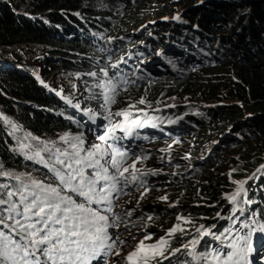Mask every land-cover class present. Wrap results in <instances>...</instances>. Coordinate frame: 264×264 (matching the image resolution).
Here are the masks:
<instances>
[{"label": "trees", "instance_id": "obj_1", "mask_svg": "<svg viewBox=\"0 0 264 264\" xmlns=\"http://www.w3.org/2000/svg\"><path fill=\"white\" fill-rule=\"evenodd\" d=\"M153 1L155 4L150 6L165 5H160L162 0ZM134 2L140 4L138 0H0V48H3L0 52V163L6 164L5 169L30 168L34 166L32 160L37 158L29 155L23 147H19L18 131L7 119L16 121L23 130L35 137L54 136L64 129L77 130L87 126L81 115L74 111L67 101H62L47 85L41 83L33 74H29L24 69L25 66L19 60H14L7 50L24 44L45 46L47 52L43 57L50 64L52 74H79L83 82L90 86V95L106 94L109 92L106 91L107 85L97 82L101 78V71L123 74L126 66L141 56L145 57L146 53H155L158 57L172 48L176 30L172 29L167 33L165 29L161 31L158 24L166 21V18L172 19L175 14L167 15L163 11L155 10L150 13L151 20H143L134 13ZM210 4L209 14H205L206 6L191 7V10L183 11L181 17H187L190 22L186 21L179 31L182 33L188 29L186 31L190 34L187 33L186 37L184 32L188 43H181L180 40L178 42L181 43L182 49L188 47L191 44L189 41L195 40L192 39L195 35L193 33L196 32L193 30L197 27L203 37L207 33L208 37L217 40L216 46L204 38L206 47L203 51L206 55L202 63L198 60L186 62L175 53H170L171 51L168 52L167 59L177 70V77L184 78L183 82H178L182 88L189 87V84L195 85V82L190 80L192 76L185 74L189 73L192 66L199 65H204L205 69H216L220 73V86L218 89H212L209 81H203L205 86L199 89L198 95L207 99L209 105L195 108L183 105L165 115L176 118L191 111L201 130V139H198V134L191 137L202 141L206 151L218 141L214 150L196 167L201 168L203 164L214 162L218 149L225 148L229 151L236 148L245 152L249 143L253 145V152L246 161L251 164L245 166L251 171L245 170L243 175L232 172L233 177L246 179L245 191L239 197L238 204L223 205L222 211V208L208 210L209 205L189 209L191 218L200 219L205 225L218 224L214 228L217 236H224L221 234L225 233L227 226L241 228L242 235H245L249 228L243 225L251 226V222L258 226L264 225V169L260 168V172L252 174L256 167L264 165V0H213ZM187 5L189 2L183 5V10L187 9ZM138 24L146 26L142 27V31H137ZM150 25L152 27H147ZM239 29L241 30L238 31ZM150 33L154 34L152 42L145 40L141 48L132 46L134 43L131 39L142 36L147 39ZM127 41L132 43L130 47L126 46ZM129 51L130 55L127 56ZM122 55H125L124 63L120 65L118 57ZM140 64L143 68L137 74L138 81L142 83L153 79L154 74L146 70V61ZM210 64L213 66L208 68ZM154 80L159 87L166 82L165 78ZM125 82L124 77L118 78L116 75L107 80L111 89L123 86ZM93 100L99 103V100ZM132 117L135 120L141 118L135 115ZM109 126L112 125H107ZM193 129H188L189 133L192 134ZM171 131L164 129L161 133H155V137L164 134L170 136ZM149 134L152 135V131ZM186 149L190 157L194 158L195 148L188 145ZM49 163V167L46 164L47 169L53 167L55 159L50 157ZM55 167L59 169L60 165L55 164ZM38 173L56 181L54 173L50 170H47V173ZM201 173H205L204 169ZM250 176L253 178L249 179ZM228 182L226 180L223 184ZM0 183L14 185L17 181L0 176ZM217 193L220 192L207 191L203 200L215 203L213 199L220 200ZM218 212L223 218H212ZM219 221L220 223H216ZM199 237V234L193 237L185 235V241L178 243L188 244L191 239L199 240ZM216 240L214 236L208 237L202 251H208L211 248L208 244ZM213 248H216V245ZM231 251L232 249L229 252ZM222 252L224 250L219 252L220 257H226L229 253L222 255ZM214 255L209 257L216 263L212 258ZM247 260L249 264L252 263V260Z\"/></svg>", "mask_w": 264, "mask_h": 264}, {"label": "rangeland", "instance_id": "obj_2", "mask_svg": "<svg viewBox=\"0 0 264 264\" xmlns=\"http://www.w3.org/2000/svg\"><path fill=\"white\" fill-rule=\"evenodd\" d=\"M138 2L140 4L134 2L132 7L134 13L142 17L143 20H151L150 13L155 10L163 11L167 15L168 13L175 14L172 19L166 18V21L163 20L162 23L158 24L161 26V31L165 29L167 33H170L172 29H179L183 22H190L187 17H181L185 10H191V7L194 8L196 6H206L207 10L205 9V14H209L211 12L210 3L213 0H180V2L162 0L160 5H165L158 7L150 6V4H155L153 0H138ZM188 2L187 9L183 10V5ZM175 17H179V19ZM176 21L180 23H175ZM136 26L139 28H137V31H142V27L146 25L138 24ZM147 27H152V25ZM153 36L154 34L150 33V39L149 37L145 39L142 36L130 41L134 43L133 47L141 48L145 40L152 42ZM204 38L209 40L210 44L214 43L213 46H216L217 40L208 37L207 33L204 34ZM132 43L127 41L125 44L130 47ZM2 50L3 48H0V52ZM7 51L14 60H19L25 66L24 69L29 74L36 76L41 83L48 86L51 92L62 98V101H67L72 109L81 115L87 126L77 130L64 129V131L54 136L35 137L27 133L25 129L23 130L21 125L16 123V121L11 118L7 119L8 123L12 124L18 131L17 134L20 138L17 144L19 147H23L28 151L29 155L37 158L36 160H32L34 166L30 168H14L9 170L5 169L6 164L0 163V170L12 173L13 176L24 177L25 179L31 177L45 181L46 183L55 184L58 182L50 180L47 176L44 177L38 172L47 173V170H50L47 169L51 164L49 163L50 157L53 159L56 157L65 159L66 156L63 154L70 155L73 152L72 144L78 145L80 159L83 160V164L80 167L83 168L86 177H91L94 171L93 168L87 167V164L99 159L100 164L104 165L105 161L110 159V156L101 158L99 154L92 157L91 160L85 159L88 153L96 152V149L93 147L94 145H100L101 152L109 154H114L113 148L127 153L123 158L116 157L120 161V172L124 168H128V172L124 173L127 180L119 178V173L110 164L106 165L108 167V174H115L118 182H116L117 190L112 192L110 196L112 211H101V214L108 216L109 224H115V226L109 227L107 230L111 237L107 243L112 244L113 240L116 243L110 250L105 247L104 251L108 254L93 260L91 264H128L125 257L136 249L137 244L144 239L145 235L151 234V239L145 240V244L155 243L161 237L166 236L168 230L177 224L185 229V231H177L172 237L167 238L169 239V251L177 248L181 249V251L169 256V259L163 260V264H223L225 256H222L220 261L215 260L217 261L216 263L212 262L210 257L205 261L194 259V256L215 254L213 256L215 257L221 250H224L222 252L224 254L222 255H226L232 249L229 247L230 243L236 237L243 236L241 228L235 229L227 226L226 228L231 230L230 234L224 233V236L220 239L213 241L215 244L213 242L209 243L208 245L211 248L208 251H202V246L207 238H210L212 235L204 236L203 238L199 237L200 243L195 246L193 255H188V250L183 247L185 244H180L178 241L184 242L185 235L193 237L199 234L196 230L201 225L207 228L212 226L203 224V221L200 219L191 218L192 216L189 212L191 207L198 209L201 206L209 205L210 208L208 210L222 208V211L223 205L230 203L227 197L237 190L238 184L235 182L246 181V179L242 180L239 177H233L232 172L234 171L243 175V171L249 170L245 166L248 164L246 162L247 159H249L253 152V145L249 143L245 152H242V149L236 148H232L229 151L225 148L218 149L214 162L203 164L201 168L196 167L198 163L205 160L209 153L214 150L218 141H215V145L206 151L202 141L191 137L193 134H198V139H201V135H199L201 130L197 123H195L196 118L190 113L191 111L184 113L183 117L179 115L176 118H171L165 115L168 111L183 105H191L194 108L196 106L203 107L209 105L207 99H202L198 95V91L205 86L203 81H209L210 83L208 84L212 89L219 88L220 78L218 76L220 73L216 69H205L204 65L192 66L189 73L185 75L190 74L192 76L190 80L194 81L195 85L189 84V87L185 89L178 84V82H183L184 78L177 77L175 73L163 74L162 77H153L149 81L146 80L140 83L137 78V74L143 68L140 62L146 61V70L148 72H150L147 68L148 66L159 70L161 63L164 62L163 59L162 61L159 59L162 54H159L157 57L155 53L148 52L145 57L141 56L138 60L132 61L129 66H126L123 74L107 70L101 71V78L97 82L106 84V91L109 90V92L100 96H92L90 95V86L83 82L79 74L66 72L52 74L53 71H50V64L43 57L47 52L45 46L24 44L22 46L11 47ZM183 51V58L187 60L186 62L196 60V52L192 51V47H186ZM128 55H130V51L127 52ZM124 56L118 57L120 65L124 63ZM155 58L159 61L153 60ZM211 66L213 64H210L208 68H211ZM170 70L169 66L166 67V71ZM105 72H107V75H105ZM114 75L118 78L124 77L126 82L123 86H118L113 90L110 88L107 80L110 76ZM163 78H165L166 82H163L161 87L156 86L158 83L154 79ZM151 82L156 84H151ZM93 99L99 100V103L94 102ZM141 99L144 100V103H139ZM87 103H91L92 105L86 106ZM124 111L129 113L127 119L124 116L115 115L117 112ZM132 115L141 116V118L136 120L138 121L137 125H131V122L135 120ZM118 124L124 127L132 126L131 135L117 128L115 136L118 139L108 140L107 142H101L98 139V136L106 130L107 125ZM191 127L194 128L192 134L188 131ZM96 128L100 129L96 130ZM184 128L187 130H184ZM164 129L172 130L170 136L164 134L155 137V133H161ZM151 131L152 135L149 134ZM76 138L82 139L83 143L80 144ZM109 144H112L113 148H109ZM188 145H192L195 148L196 153L194 154V158H191L187 152L186 146ZM36 153H39V156H36ZM133 164L135 165L134 168L132 167ZM261 166L256 167L252 171V174H257V169H260ZM203 169L205 171L204 174L201 173ZM133 173L138 177L136 181L131 180ZM3 177L6 178L7 176ZM7 178L13 179L12 177ZM226 180L229 182L223 184ZM112 183V181L100 180L97 188L101 186L108 187ZM245 184L243 185L244 188ZM230 187L231 189H229ZM216 190L220 192L216 194L220 200L212 198L216 204L207 199L203 200L206 197L205 193L207 191L212 193ZM67 194L77 203L84 202V198L75 193L69 192ZM162 197H166L167 199H161ZM239 199L238 197L235 205L238 204ZM214 205L215 207H213ZM91 207L101 210L108 207V204H92ZM178 216L187 220L188 223L178 221ZM212 218H217L216 214ZM216 223H220V221ZM250 227L258 228V225L251 222ZM214 228H210L213 233ZM263 237L264 232L259 230L254 232L251 237L252 251L247 254V259L252 260L251 264H264ZM120 241H123V243ZM214 245H216V248H213ZM117 252L120 254L117 255ZM167 254L165 253V255ZM152 264H159V262L153 261ZM246 264H249L248 260H246Z\"/></svg>", "mask_w": 264, "mask_h": 264}, {"label": "snow or ice", "instance_id": "obj_3", "mask_svg": "<svg viewBox=\"0 0 264 264\" xmlns=\"http://www.w3.org/2000/svg\"><path fill=\"white\" fill-rule=\"evenodd\" d=\"M175 18L179 19V17ZM139 103H144V100L141 99ZM115 115L124 116L127 119L129 113L124 111L117 112ZM137 124L136 120L131 122V125ZM117 128L128 135L132 133V126L112 125L107 127L103 134L98 136V139L101 142L118 139L115 136ZM76 139L80 144L83 143L82 139ZM71 147L73 152L70 155L63 154L66 156L65 159L56 157L53 167L50 168L58 181L55 184L31 177L25 179L13 176L12 173L0 170V176L12 177L17 181L14 185L0 183V264H91L93 260L108 254L104 251L105 247L110 250L116 243L115 240L112 241V244L107 243L111 239L107 230L115 224H109L108 216L101 214V211H112L110 196L117 190L116 182H118L115 174H108L106 165L110 164L119 173V178L127 180L124 173L128 172V168H124L120 172V161L116 159L117 156L125 157L127 153L113 148L112 144H109L108 147L113 148L114 154L101 152L100 145H94L96 152L88 153L85 159L91 160L97 154L101 158L110 156V159L106 160L104 165L100 164L99 159L87 164V167L93 168L94 171L91 177H86L83 168L80 167L83 160L80 159L78 145L72 144ZM35 155L39 156V153ZM55 164H59L60 168H56ZM132 167L134 168L135 165L133 164ZM261 168L264 169V165ZM260 170L257 169V172ZM251 178L253 177H249V179ZM137 179L138 177L133 173L131 180L136 181ZM100 180L113 183L108 187L97 188ZM235 183L238 184L237 190L227 197L229 202L234 205L237 198L244 193L243 185L246 181ZM69 192L83 197L84 202L77 203L67 194ZM161 199L167 198L162 197ZM105 203L108 204V207L101 210L91 207L92 204ZM235 211L234 207L233 213ZM216 216L223 218L219 212ZM228 219L231 220L232 217H228ZM177 220L188 223L187 220L179 216ZM233 223H235L234 220ZM212 227L214 228L215 225ZM243 227L249 228V231L243 236L236 237L230 243L229 247L232 248V251L223 259V264H246L247 254L252 251L251 237L253 233L257 230L264 232V225H259L257 228L245 224ZM177 231L184 232L185 229L179 224L174 225L168 230L166 236L152 244H145V240L151 239V234L145 235L144 239L137 244L136 249L125 257V260L128 264H152L153 261L163 264V260H167L169 256L181 251L179 248L169 251L167 237H172ZM196 231L201 238L208 235H212L216 239L221 238L204 225H201ZM230 232L231 230H225V233L230 234ZM120 242L123 243V241ZM199 243L200 240L193 238L183 247L188 250V255H193L195 246ZM165 253L168 254L165 255ZM209 255L211 254L194 256V259L206 261ZM212 258L217 261L221 260L219 254Z\"/></svg>", "mask_w": 264, "mask_h": 264}, {"label": "water", "instance_id": "obj_4", "mask_svg": "<svg viewBox=\"0 0 264 264\" xmlns=\"http://www.w3.org/2000/svg\"><path fill=\"white\" fill-rule=\"evenodd\" d=\"M178 21H176L175 23H177ZM183 22V21H182ZM178 23H180V22H178ZM184 23H186V22H183V24H181V26L180 27H182L183 25H184ZM179 27V28H180ZM185 27V26H184ZM195 29L193 30V32L194 31H196V32H194L193 34H195L194 35V37L192 38V39H195V40H193L192 42L191 41H189V43H191V44H189V48L190 47H192V51L195 53L196 52V60H198V62H200V63H202V61H204V59H203V57H205V53H204V51H203V49L206 47V41H204L205 39H204V37H203V34L197 29V27H194ZM185 29V28H184ZM176 30V32H175V34H174V36H173V42H172V48H171V52L170 51H167V52H165V53H161L162 55H161V57L159 58L161 61H162V59H163V61L164 62H162L161 63V67L159 68V70H157V69H155L154 67H150V66H148L147 68L154 74V76L156 77V76H163V74H173V73H175V74H177V70L175 69V67H173V65H172V63L167 59V55L166 54H168V52H170V53H172L173 55H174V53H175V55H177L178 57H181L180 59H183V60H185L184 58H183V53H184V51H183V49H182V46H181V43H186L185 41H187L186 39V37H188L187 35V33H189L190 34V32H187L186 30H188V29H185V31H183L182 33H180V31H179V29H175ZM178 30V31H177ZM179 32V33H178ZM184 32H186V37H185V35H184ZM200 32V33H199ZM178 38V39H177ZM180 40V42H178ZM195 41V42H194ZM187 43H188V41H187ZM193 43V44H192ZM191 45V46H190ZM193 45V46H192ZM201 50V51H200ZM186 52H187V50H186ZM201 52V53H200ZM191 54V53H190ZM202 54V55H201ZM195 55V54H194ZM189 56V55H188ZM163 57H165V58H163ZM150 61V60H149ZM155 61H159L158 59H155ZM166 61H168L167 63H166ZM185 61H187V60H185ZM189 62H194V61H189ZM170 67L171 68V70L170 71H166V67ZM138 79H139V77H138Z\"/></svg>", "mask_w": 264, "mask_h": 264}, {"label": "bare ground", "instance_id": "obj_5", "mask_svg": "<svg viewBox=\"0 0 264 264\" xmlns=\"http://www.w3.org/2000/svg\"><path fill=\"white\" fill-rule=\"evenodd\" d=\"M148 120V119H147ZM149 124V123H148ZM151 125V124H150ZM149 127V126H148ZM264 238V237H263ZM204 241V240H203Z\"/></svg>", "mask_w": 264, "mask_h": 264}]
</instances>
